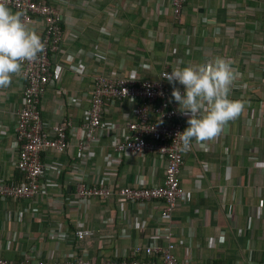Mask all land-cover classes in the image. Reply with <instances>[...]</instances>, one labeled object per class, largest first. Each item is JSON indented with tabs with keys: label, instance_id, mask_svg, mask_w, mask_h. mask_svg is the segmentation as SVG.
<instances>
[{
	"label": "crops",
	"instance_id": "obj_1",
	"mask_svg": "<svg viewBox=\"0 0 264 264\" xmlns=\"http://www.w3.org/2000/svg\"><path fill=\"white\" fill-rule=\"evenodd\" d=\"M48 1L60 12L65 38L60 50L50 54L54 78L40 102V114L48 126L68 117L75 130L73 136L68 134L64 152L48 150L42 155L43 162L54 165L47 175L52 185L46 197L0 198V257L12 262L25 256L42 261L84 257L99 262L129 254L137 245L164 247L162 236L170 230L178 261L264 264L262 56L249 63L242 57L236 59L238 64L231 62L239 78L229 98L243 101L245 108L216 138L203 144L192 141L180 171L187 199L169 219L161 218V202L156 200L137 204L115 194L104 202L93 200L80 207L68 201L75 197L76 177L90 186L115 171L112 181L116 186H152L161 183L165 170V161L151 154L124 153L119 163L113 161L110 135L127 134L126 122L136 120L131 112L134 104L127 100L104 106L99 141L92 147L91 157L83 159L77 143L84 136L92 77L118 73L157 80L160 64L161 68L168 63L183 67L215 57L230 59L231 35H227L252 27L245 19L230 17L236 8H247L245 0H187L178 19L171 14L170 0ZM27 25L42 37L40 19ZM152 34H160L161 40L152 39ZM263 34L257 33L255 42L264 43ZM248 36L242 33L239 44H246ZM93 54L102 61L88 57ZM23 85L20 75H13L11 85L0 88V180L5 183L23 181L17 179L13 130ZM58 88L64 92L56 93ZM77 222L92 229L94 236L75 240ZM58 228L62 236L50 238Z\"/></svg>",
	"mask_w": 264,
	"mask_h": 264
},
{
	"label": "built area",
	"instance_id": "obj_2",
	"mask_svg": "<svg viewBox=\"0 0 264 264\" xmlns=\"http://www.w3.org/2000/svg\"><path fill=\"white\" fill-rule=\"evenodd\" d=\"M186 1H169L173 18L180 17ZM0 3L15 12H22V19L26 24L33 23L37 18L43 25L41 38L45 45L44 50L35 61L25 62L22 66V101L13 125L16 149L14 162L23 181L5 183L0 180V198L13 201L31 200L37 196L46 197L48 188L52 185L47 175L52 173L54 165L43 162L42 155L48 150L64 152L68 147V134L74 135L75 128L68 117L48 126L43 123L40 114V102L54 78L50 54L60 50L65 32L61 25L60 12L48 0H0ZM102 32L107 33L105 30ZM88 57H92L97 63L103 59L96 54ZM172 68L169 64L164 65L157 80L140 79L134 74L99 73L93 76L91 100L87 118L82 126L84 136L77 143L78 152L83 155V159H89L92 147L99 141L103 130L104 106L119 100L131 101L134 104L131 112L136 116V120L126 122L127 134L112 132L110 135L113 161L119 163L124 153L135 156L155 155L165 161L162 182L152 186H116L112 181L115 171L108 172L101 181L90 186L86 185L82 178L76 177L75 197L68 200L70 205L85 206L93 200L104 202L115 194L137 204L156 200L161 202V218L167 220L175 208L187 199L186 191L180 183V171L188 150L182 149V143L176 138V134L184 131L188 117L178 112L179 105L171 97L173 86L162 78L163 74L170 72ZM77 74L81 76L82 72L78 71ZM176 86L179 87L178 82ZM63 92L61 88L56 90L58 94ZM75 227L73 236L77 241L94 236L95 232L82 222H77ZM60 230L61 228L52 231L50 238L62 236ZM171 235V231L166 230L162 236L166 241L164 247L156 244L136 246L132 249V257L129 260L116 256L99 262L84 257L42 261L25 256L18 262L0 257V264H194L178 261L173 255ZM140 255L143 259L138 258Z\"/></svg>",
	"mask_w": 264,
	"mask_h": 264
},
{
	"label": "clouds",
	"instance_id": "obj_3",
	"mask_svg": "<svg viewBox=\"0 0 264 264\" xmlns=\"http://www.w3.org/2000/svg\"><path fill=\"white\" fill-rule=\"evenodd\" d=\"M22 16V12H13L0 3V88L9 87L13 75H20L23 64L35 61L45 47L36 29ZM162 78L173 86L171 97L179 105L178 112L188 117V127L176 134L185 151L190 150L193 140L203 144L219 136L245 108L243 101L229 98L239 73L225 58L177 65Z\"/></svg>",
	"mask_w": 264,
	"mask_h": 264
},
{
	"label": "rangeland",
	"instance_id": "obj_4",
	"mask_svg": "<svg viewBox=\"0 0 264 264\" xmlns=\"http://www.w3.org/2000/svg\"><path fill=\"white\" fill-rule=\"evenodd\" d=\"M244 5H246L247 7L245 8L246 11L244 8L240 10L238 7L236 8L235 13H231L230 17L236 18L235 20H239V18H242V20L245 19L247 21H250V19H253V17L250 18L251 15H256L255 11H258L259 16L261 12V17H260V21L258 20L256 23L253 24L252 27L248 26L249 28H241L240 31H236L237 32L236 34L227 35V37L231 35V39H230L231 51L229 55L231 60L230 59H227V60L235 64H238V61L236 59L239 60L240 57L247 59L248 63L254 61V60L252 61L251 58L255 59L256 57H259V56H262L264 58V48H263L264 43L255 42V37H257L256 34L264 33V0H245ZM242 7H245V6H242ZM235 15L237 16L235 17ZM103 16L107 17L108 15L105 13V15ZM112 17H114V15H112ZM105 19L106 18H103V21H105ZM170 20H173L172 17ZM259 24L261 25L260 31H259V26H258ZM250 25H252V23H250ZM242 33L249 34V36L246 39H244L245 42H247L246 44L245 43L239 44L242 38ZM152 36L153 38L157 37L158 39H160V34H158V36H156V34H152L151 38ZM170 36L171 34L167 35L168 38H170ZM169 65H170V68L174 66L173 63L172 64L170 63ZM161 66L162 64H160V69H162Z\"/></svg>",
	"mask_w": 264,
	"mask_h": 264
},
{
	"label": "trees",
	"instance_id": "obj_5",
	"mask_svg": "<svg viewBox=\"0 0 264 264\" xmlns=\"http://www.w3.org/2000/svg\"><path fill=\"white\" fill-rule=\"evenodd\" d=\"M187 2V1H186ZM185 2V3H186ZM251 5V4H250ZM246 11V10H245ZM255 13H256V15H251V17L250 18H252L253 17V19H250V21H248L249 23H247L248 25H250V23H252V26H253V24L254 23H256L258 20L260 21V17H261V12H260V16L258 15V11H255ZM255 16V17H254ZM62 25V24H61ZM140 103V102H139ZM18 179V181H22L23 180V177H22V175L21 174H19V178H17ZM162 182V181H161ZM137 246H139V245H137ZM136 247V246H135ZM134 247V248H135ZM134 248H132V249H134ZM132 251V250H131ZM131 251H130V253L129 254H126V255H123V256H120V257H122V258H124V259H127V260H129L132 256L130 255L131 254ZM142 255H140V256H138V258L140 257V259H143V257H141Z\"/></svg>",
	"mask_w": 264,
	"mask_h": 264
}]
</instances>
